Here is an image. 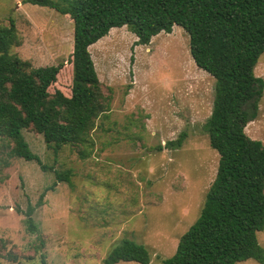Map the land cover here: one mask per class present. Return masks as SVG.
<instances>
[{"label":"rangeland","instance_id":"1","mask_svg":"<svg viewBox=\"0 0 264 264\" xmlns=\"http://www.w3.org/2000/svg\"><path fill=\"white\" fill-rule=\"evenodd\" d=\"M9 18L21 38L12 52L35 67L69 61L74 24L68 16L25 0H0V24ZM137 39L124 25L90 46L110 98L90 132V155L82 158L83 146L72 144L56 152L43 134L23 129L31 150L53 167L45 170L36 160L13 156L14 142L0 139V242L11 253L0 264H102L124 238L144 244L151 263L161 264L199 217L219 164L204 127L216 79L196 65L182 26L149 44ZM254 71L264 79V52ZM245 130L264 142V92ZM182 131L181 147L158 148ZM69 169L70 182L56 180L55 170ZM30 205L36 232L27 228ZM258 240L264 247V229ZM236 264L262 263L249 258Z\"/></svg>","mask_w":264,"mask_h":264},{"label":"trees","instance_id":"2","mask_svg":"<svg viewBox=\"0 0 264 264\" xmlns=\"http://www.w3.org/2000/svg\"><path fill=\"white\" fill-rule=\"evenodd\" d=\"M25 1L68 16L74 40L68 62L35 67L11 51L21 43L13 18L0 24V139L14 142L10 153L36 160L45 170L53 168L41 162L25 139L22 130L32 129L56 152L72 144L83 146L82 158L90 155V132L110 105L90 46L113 27L125 25L138 37L137 44H149L160 32L171 33L180 25L189 33L196 65L216 79L213 108L204 127L219 153V164L199 217L180 237L176 252L161 264H236L249 258L264 264V247L258 240L264 229V142L245 130L264 92V79L254 71L264 52V0ZM186 137L182 131L158 148H179ZM55 173L57 181L70 182V169ZM34 208L27 210L30 232L37 231ZM2 244L0 258L11 255L2 251ZM121 260L152 264L148 248L130 238L117 244L102 264Z\"/></svg>","mask_w":264,"mask_h":264}]
</instances>
